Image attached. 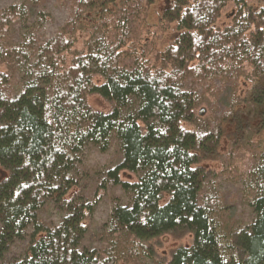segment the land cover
Masks as SVG:
<instances>
[{
    "label": "trees",
    "instance_id": "obj_1",
    "mask_svg": "<svg viewBox=\"0 0 264 264\" xmlns=\"http://www.w3.org/2000/svg\"><path fill=\"white\" fill-rule=\"evenodd\" d=\"M38 1L0 12V167L8 173L0 180V259L35 226L27 255L16 264H118L113 255L102 258L81 249L83 222L93 210L89 203L69 201L68 216L57 229L38 223L47 201L68 202L65 197L77 185L69 175L76 156L89 144L107 151L115 135L123 160L107 179L134 195L130 206L113 211L117 231L141 243L175 231L193 234V246L176 250L169 264H264V151L251 169L256 219L228 244L216 221L225 210L222 198L213 186L206 190L210 173L203 167L219 153L225 129L212 131L202 122L197 111L202 97L188 88L190 79L213 86L219 81L231 84L236 96L246 66L264 87V7L252 8L251 0H171L159 32L176 26L178 33L170 47L147 58L140 16L155 0L120 5L82 0L46 44L38 43L32 29L17 46L10 38L14 20L26 22L25 5ZM231 4L237 7L232 22L221 25ZM85 14L96 21L86 54L75 49ZM126 59L135 60L132 68L123 66ZM21 71L25 81L16 96ZM95 77L104 84L97 85ZM91 95L112 102V111H95L88 104ZM249 100L253 115L264 120V93ZM124 172L144 175L131 183L123 181Z\"/></svg>",
    "mask_w": 264,
    "mask_h": 264
},
{
    "label": "rangeland",
    "instance_id": "obj_2",
    "mask_svg": "<svg viewBox=\"0 0 264 264\" xmlns=\"http://www.w3.org/2000/svg\"><path fill=\"white\" fill-rule=\"evenodd\" d=\"M79 1L82 0H39L36 4L28 3L25 5L28 10L27 20L26 22L18 18L14 20L10 33L11 41L17 46L25 44L27 32L36 29L38 43L46 44L64 29ZM122 1L116 0V4L120 5ZM24 4L26 0H0V12ZM169 4L171 0H155L146 13L140 16L143 24L140 23L142 32L140 46L147 58L159 49L170 47L178 33L176 26H172L167 33L159 32L162 13ZM250 6L260 9L264 7V0H251ZM235 9L237 10V7L234 4L224 9L221 25L231 24ZM116 11L117 7L109 13L111 17ZM91 16L93 15L85 14L81 22V31L76 34L78 40L75 49L84 54L88 52V40L94 33L96 24V21L89 20ZM66 57L72 58L71 53ZM135 63L132 59L123 60V66L127 68H132ZM2 71L5 72L6 68L3 67ZM24 81L25 72L21 71L15 81L16 96L20 95L19 90ZM189 81L188 88H197L202 97L197 110L202 122H205L212 131L221 126L225 129L219 153L212 160L205 162L203 167H206L210 173L211 184L206 185V190L213 186L222 198L225 210L216 215V221L230 244L256 219L251 206L256 191L255 183L251 178V169L257 168L260 164V156L264 151V128H262L264 120L253 115L249 99L256 92L264 93V87L256 81L249 66H246V76L240 81L235 92L236 96H233L231 84L225 86L215 81L213 86L195 82L193 79ZM95 82L97 85H102L104 79L95 77ZM88 104L95 111L103 113H110L114 107L112 102L100 95L89 96ZM135 106L138 107V103H135ZM233 106L235 109L232 108ZM184 126L187 129H195L188 124ZM233 148H241L236 156H233ZM232 159L234 163H231ZM76 160L75 169L69 175L74 178L77 185L65 197L64 202L68 201L67 203L57 204L50 199L42 207L38 212V223L42 228L60 227L68 216L66 204L75 201L77 204L89 203L93 207L91 212L86 213L83 222L86 235L81 249L96 252L102 258L113 255L118 264H169L176 250L193 246L194 236L188 231L170 232L141 243L126 230L115 229L112 218L115 207L130 206L134 197L132 193L125 192L122 187L114 185L107 179L106 173L116 168L123 160L122 145L115 135L111 136L107 151H102L101 146L89 144L76 156ZM6 174L8 173L5 169L0 167V180ZM143 175V172H124L122 179L135 183ZM206 193L207 191L204 194ZM164 199L166 202L170 197L165 195ZM34 233L35 226L28 228L25 239L16 241L0 259V264H16L26 257ZM38 238L40 239L41 235L36 237ZM240 256L242 257V254Z\"/></svg>",
    "mask_w": 264,
    "mask_h": 264
}]
</instances>
